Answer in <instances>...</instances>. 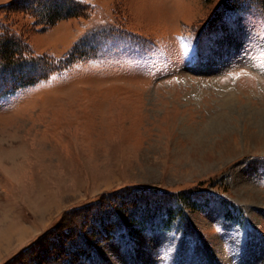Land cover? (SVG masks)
Returning a JSON list of instances; mask_svg holds the SVG:
<instances>
[{
  "label": "rangeland",
  "instance_id": "374dc122",
  "mask_svg": "<svg viewBox=\"0 0 264 264\" xmlns=\"http://www.w3.org/2000/svg\"><path fill=\"white\" fill-rule=\"evenodd\" d=\"M42 1L0 0L55 61L3 78L0 264H264V0Z\"/></svg>",
  "mask_w": 264,
  "mask_h": 264
},
{
  "label": "trees",
  "instance_id": "16d2710c",
  "mask_svg": "<svg viewBox=\"0 0 264 264\" xmlns=\"http://www.w3.org/2000/svg\"><path fill=\"white\" fill-rule=\"evenodd\" d=\"M38 2V3H37ZM225 2V3H224ZM242 0H222L221 4L224 3L225 10L228 11H234L238 6L242 7L241 4ZM34 5L37 7H31L34 9L35 16L42 21V24H46L49 26L54 25L58 20H60L62 17H64L62 14V7L59 2H54L51 4H48L46 8H48V13H45L43 16V11L41 12V9L44 6V2L42 0H33ZM262 7H264V2H261ZM22 5H15V9L12 10V14L16 13L17 8ZM71 9V8H70ZM69 9V10H70ZM264 9V8H263ZM74 9H72L73 11ZM27 13H29L27 11ZM11 15V14H10ZM12 22L16 23V19L12 18L10 19ZM1 23V22H0ZM0 94H4L5 90L2 89V87L6 86V82L9 80H16L20 79L21 86H28L33 85L37 78L44 79L48 77V74L52 71V67L55 65V61L52 59H41V63L36 64L38 66H41L38 70L34 69L36 67L33 60V57L30 58L28 56L29 50H26V42L23 43L21 41H16L13 37L15 36V31L9 28H6V26L3 27L2 24H0ZM8 27V26H7ZM28 66H32V71H36L34 73H30L27 75L28 79H33V81H28L24 79V76H26V73H21L19 75L18 71L22 72L23 70L27 69ZM37 66V67H38ZM34 69V70H33ZM29 71V70H28ZM10 76V77H9ZM34 76V77H33ZM6 77V80L4 81L3 78ZM13 78V79H12ZM12 82V81H9ZM16 82H14L15 84ZM230 216V213H228ZM108 229V228H107ZM110 231V230H109Z\"/></svg>",
  "mask_w": 264,
  "mask_h": 264
},
{
  "label": "bare ground",
  "instance_id": "6f19581e",
  "mask_svg": "<svg viewBox=\"0 0 264 264\" xmlns=\"http://www.w3.org/2000/svg\"><path fill=\"white\" fill-rule=\"evenodd\" d=\"M1 235H0V238H2V237H6L7 235H8V233H6V232H3V233H0Z\"/></svg>",
  "mask_w": 264,
  "mask_h": 264
}]
</instances>
